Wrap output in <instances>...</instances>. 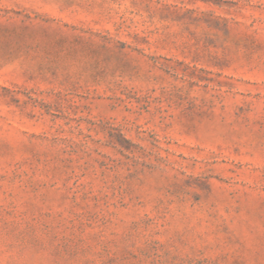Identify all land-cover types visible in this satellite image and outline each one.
I'll return each instance as SVG.
<instances>
[{"label": "rangeland", "instance_id": "obj_1", "mask_svg": "<svg viewBox=\"0 0 264 264\" xmlns=\"http://www.w3.org/2000/svg\"><path fill=\"white\" fill-rule=\"evenodd\" d=\"M0 264H264V0H0Z\"/></svg>", "mask_w": 264, "mask_h": 264}]
</instances>
